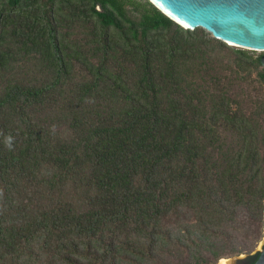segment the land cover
<instances>
[{
	"label": "trees",
	"instance_id": "obj_1",
	"mask_svg": "<svg viewBox=\"0 0 264 264\" xmlns=\"http://www.w3.org/2000/svg\"><path fill=\"white\" fill-rule=\"evenodd\" d=\"M260 57L148 0H0V264L249 251L264 225Z\"/></svg>",
	"mask_w": 264,
	"mask_h": 264
},
{
	"label": "water",
	"instance_id": "obj_2",
	"mask_svg": "<svg viewBox=\"0 0 264 264\" xmlns=\"http://www.w3.org/2000/svg\"><path fill=\"white\" fill-rule=\"evenodd\" d=\"M169 19L239 48L261 52L264 66V0H148ZM256 264H264V250Z\"/></svg>",
	"mask_w": 264,
	"mask_h": 264
},
{
	"label": "flooded vegetation",
	"instance_id": "obj_3",
	"mask_svg": "<svg viewBox=\"0 0 264 264\" xmlns=\"http://www.w3.org/2000/svg\"><path fill=\"white\" fill-rule=\"evenodd\" d=\"M11 3L15 4L16 2L20 0H9ZM264 250V233L262 234V237L260 240L256 242V244L247 252H245V255L239 257L236 256L237 264H256L261 252Z\"/></svg>",
	"mask_w": 264,
	"mask_h": 264
},
{
	"label": "rangeland",
	"instance_id": "obj_4",
	"mask_svg": "<svg viewBox=\"0 0 264 264\" xmlns=\"http://www.w3.org/2000/svg\"><path fill=\"white\" fill-rule=\"evenodd\" d=\"M202 29V28H201ZM204 30V29H203ZM206 33L209 34V36L212 37L211 33H209L208 31L204 30ZM227 44V43H226ZM251 51V50H250ZM255 54H261V52L259 51H253ZM256 89H257V92L260 93V95H262V97L264 98V83L261 84V85H256ZM264 233V225H263V229H262V234ZM240 255V256H239ZM244 256L245 255V252H242L238 255H234V256H230L231 259H229V264H237V260H236V256ZM230 257H226V258H230ZM217 264H220L219 260L217 261Z\"/></svg>",
	"mask_w": 264,
	"mask_h": 264
},
{
	"label": "bare ground",
	"instance_id": "obj_5",
	"mask_svg": "<svg viewBox=\"0 0 264 264\" xmlns=\"http://www.w3.org/2000/svg\"><path fill=\"white\" fill-rule=\"evenodd\" d=\"M229 259H231V257L230 258H220L219 259V262H220V264H229Z\"/></svg>",
	"mask_w": 264,
	"mask_h": 264
},
{
	"label": "clouds",
	"instance_id": "obj_6",
	"mask_svg": "<svg viewBox=\"0 0 264 264\" xmlns=\"http://www.w3.org/2000/svg\"><path fill=\"white\" fill-rule=\"evenodd\" d=\"M11 138H8L7 142H6V147H8L9 149L11 148Z\"/></svg>",
	"mask_w": 264,
	"mask_h": 264
}]
</instances>
